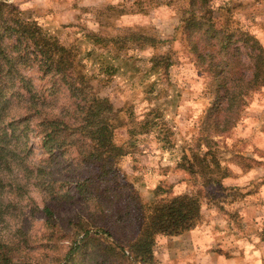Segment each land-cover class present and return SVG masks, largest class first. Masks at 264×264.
Masks as SVG:
<instances>
[{
    "label": "trees",
    "instance_id": "1",
    "mask_svg": "<svg viewBox=\"0 0 264 264\" xmlns=\"http://www.w3.org/2000/svg\"><path fill=\"white\" fill-rule=\"evenodd\" d=\"M228 4L183 0L177 6L179 25L170 41H178L206 78L209 101L193 144L175 156V166L195 183L183 190L157 185L146 201L117 161L150 135L165 143L161 150L176 149L172 132L149 119L158 109L133 120L128 105L115 107L92 82L142 62L151 94L181 62L178 50L134 30H81L80 42L69 47L0 0V264H155L157 236L188 234L202 219L204 199L222 208L227 169L213 138L233 129L250 94L264 87V46ZM33 69L39 85L28 74ZM126 111L128 140L119 144L116 131ZM227 212L236 218L234 208ZM37 216L40 232L32 236ZM39 248L51 253L34 256Z\"/></svg>",
    "mask_w": 264,
    "mask_h": 264
},
{
    "label": "rangeland",
    "instance_id": "2",
    "mask_svg": "<svg viewBox=\"0 0 264 264\" xmlns=\"http://www.w3.org/2000/svg\"><path fill=\"white\" fill-rule=\"evenodd\" d=\"M6 1L14 3L24 19L36 20L59 41L73 47L80 42L77 38L81 30L100 31L104 35L134 30L170 41L179 25L177 6L183 0ZM222 1L229 2L231 13L248 25L264 46V0H210V4L215 6ZM132 3L135 5L129 6ZM123 5L125 12H121ZM170 46L178 50L181 62L177 63L175 69L172 68L169 81L164 78L151 94L147 93L146 84L141 79L146 69V64L142 62L134 61L128 68L109 75L108 80L103 79L106 84L97 80L92 82L100 93L110 98L115 107L128 105L133 120L143 119L141 115L144 116L149 108L158 109V113L154 112L149 119L160 121V124L163 122L172 132L171 141L175 143L176 149L168 147L167 150H161L159 145L165 143H159L149 134V141L145 145L128 148V153L117 161L119 171L134 184L146 201L153 199L151 192L157 185L165 189L176 185L183 190L193 184L191 176L175 166V159L178 158L175 156L177 149L193 144L200 116L209 101L204 93V75L194 69L190 59H185L182 48L178 49L180 45L177 40L170 41ZM149 52L139 51V56H146ZM28 74L36 85L41 83L34 69ZM126 114L127 111L120 114L122 121L116 131L119 144L128 140ZM213 140L212 149L227 169V176L223 177L222 182L229 189L222 199L233 202L242 199V204L235 206L236 218L229 216L227 209L231 206L224 204H221L222 208L218 209L220 212H216L217 215L203 212L199 224L205 223L201 230L205 236L204 247L188 255L183 253L184 250L177 254L175 242L170 243L168 237L157 236L153 246L155 264H215L218 262L216 258L220 259L225 254L230 259L225 261L221 258L217 264H257V259L255 261L253 256L248 255L244 246L249 244L248 238H264V87L250 94L238 124L229 132L215 136ZM32 141L35 145L34 159H37V138ZM35 196L38 197L37 194ZM75 208H78L77 204L63 211L71 213ZM39 227L40 218L37 216L31 230L32 236L40 232ZM234 236H242L245 241L241 243ZM31 253L37 256L51 252L47 248H39Z\"/></svg>",
    "mask_w": 264,
    "mask_h": 264
},
{
    "label": "crops",
    "instance_id": "3",
    "mask_svg": "<svg viewBox=\"0 0 264 264\" xmlns=\"http://www.w3.org/2000/svg\"><path fill=\"white\" fill-rule=\"evenodd\" d=\"M227 201L228 200H225L223 201V203L221 202L220 204L229 205V202ZM203 203H204L203 212L209 211L213 214H216V212H220L218 210L219 208L217 207V204H214L211 201L208 202L206 199H204ZM239 204H242V201L241 202L234 201L229 206L235 209V206H238ZM204 225L205 223L197 225L186 235L168 237L170 243L175 242V244L177 245L175 252L178 251L177 252L178 254V253H182V251L184 250L183 253L186 252L185 254L188 255V254H192V252L201 251L202 247H204L203 244L205 239L204 233L203 231H201ZM234 238L239 240L241 243L245 241L244 237L242 236L240 237L234 236ZM248 239L249 240L247 242L249 244L244 246L245 252L247 251L248 255L253 256L255 261L257 259V264H264V238L260 237L257 240H252L250 238ZM225 252L227 253L228 250L226 249ZM225 252L222 251L221 253L225 254ZM221 253H219V256ZM221 258L225 261H228L230 259L227 257V254H225ZM221 258L219 259V257H217L216 261L219 262L220 260H222ZM218 262H215V264H217Z\"/></svg>",
    "mask_w": 264,
    "mask_h": 264
}]
</instances>
